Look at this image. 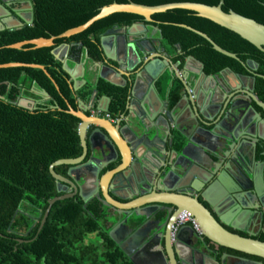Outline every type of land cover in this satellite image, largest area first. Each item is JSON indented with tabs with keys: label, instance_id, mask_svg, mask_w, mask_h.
<instances>
[{
	"label": "water",
	"instance_id": "95a60500",
	"mask_svg": "<svg viewBox=\"0 0 264 264\" xmlns=\"http://www.w3.org/2000/svg\"><path fill=\"white\" fill-rule=\"evenodd\" d=\"M223 4L224 0H219L216 6L193 2L156 6L137 4L130 0L124 4L114 2L102 7L96 16L83 25L69 29L57 37L26 40L9 45L7 48L21 49L28 45L33 49L52 47L56 38H69L86 30L94 22L115 13L139 15L145 22L153 23L152 15L181 9L191 11L198 17L208 19L236 33L259 51L264 52V25L232 10L224 12ZM28 8L32 10L30 1ZM13 12L16 25L12 26L0 17V32L18 29L23 24L32 23V13L27 19L20 14L19 9ZM177 26L206 40L214 51L239 61L235 54L219 47L206 34L183 24ZM148 29H152L149 40L156 33L159 35V41L162 40L161 32L157 27ZM121 32L122 38L117 32L108 31L100 39V46L106 61L115 62L119 68L124 66L125 73L107 64L103 66L96 64L94 69L89 68L87 72L93 78H99L116 87H128L125 114L121 118L124 124L120 126L118 122L116 127L106 118H101V114L108 112L109 98L103 96L95 105L97 91H93L87 105L79 101L80 111H67L80 121L77 131L83 153L79 158L57 160L49 166V173L55 181L59 195L47 201V208L40 221L38 232L56 202L72 198L76 194L83 202H87L94 196L104 207L114 209L117 215L124 216V219L108 231L107 235L133 264H177V259L182 261L177 250L175 248L167 250L165 246L164 251L161 239L153 232L155 228L148 231L146 227L149 225L150 214L157 211L158 205L163 204L176 209L174 216L182 211L191 213L199 225L202 236L217 246L264 260V242L255 239L256 234L247 232L248 237H243L223 227L230 226L241 230L237 226L238 219L253 211V208L244 203V199H251L250 195L262 208L264 207L256 182V171L246 157L245 148L241 147L242 140L250 142L256 139L264 142V120L252 106L249 107L252 118L247 120L246 106L239 108L235 99H217L215 88L206 85L207 81L212 82L214 86H220L225 92L220 81H226L228 76L237 79L240 83L248 82L249 87L242 86L246 92L241 90L239 94L247 96L250 102H254L264 111V103L260 102L254 94L256 78L260 77L264 80V76L257 74L259 65L252 60H247L245 63L239 61L248 75L236 74L230 69L207 75L203 71V64L188 56L184 60L182 70L178 71L179 63L171 69V61L167 58V54L161 56L156 53V49L149 40L147 41L150 50H145L135 40L126 48L125 37L135 38L138 32L147 33V27L143 24H133L128 29L123 28ZM159 47L161 52H165L160 42ZM176 48L180 49V46L176 45ZM51 53L62 64V70L67 74L73 91L82 88L86 84L84 74L88 61L87 54L81 61H76L62 56L57 48ZM115 53L122 60L111 56ZM68 62H71L73 66H69ZM15 67L40 69L50 78L45 68L40 65L0 64V69ZM165 72L170 77L167 99L174 81H178L183 88L179 100L172 109H169L167 101L160 98ZM110 74L115 79L123 81L124 85L120 86L113 82L109 77ZM31 91L44 100L49 99L46 91H37L34 86ZM198 93L201 98L197 96ZM0 99L3 98L0 96ZM93 103L98 113L88 117L83 112L86 111L85 108L92 107ZM14 104L28 111L36 108L35 101L28 98H19ZM52 108L55 109V107ZM246 123L249 129L252 128L253 133L251 136L244 132L241 138L238 134ZM89 126L94 129L86 139V130ZM122 145H125L126 150H122ZM88 146L92 151H99L101 159H94L92 164H89V161L80 165ZM110 156L113 158L108 160ZM262 156L264 157V153ZM111 162H117L118 165L100 176L101 171ZM61 165L70 166L68 177L71 180L54 171L56 166ZM83 168L87 171L82 172L83 177H79L82 183H79L80 179H74L72 173ZM262 175L260 168L259 177ZM246 183H249V187L245 186ZM86 190H90L92 194L85 197ZM159 193L169 197H156ZM198 196L213 209L217 220L199 202ZM120 201H126V203ZM130 218H133L132 222L135 224L137 219L144 218L145 221L141 227L133 231L126 225ZM184 229L194 232L192 226H183L179 229L177 237ZM0 237H2L1 234ZM145 238L146 241L143 244ZM22 242V240L19 241V243ZM220 264H225L224 260ZM237 264L262 263L242 259Z\"/></svg>",
	"mask_w": 264,
	"mask_h": 264
},
{
	"label": "trees",
	"instance_id": "16d2710c",
	"mask_svg": "<svg viewBox=\"0 0 264 264\" xmlns=\"http://www.w3.org/2000/svg\"><path fill=\"white\" fill-rule=\"evenodd\" d=\"M81 1L76 5L69 0H35L37 20L32 27L0 32V64L40 65L50 76L34 68L0 69V96L3 98L0 99V264H133L108 237L106 209L97 199L83 202L74 196L56 202L38 232L47 201L59 195L49 166L57 160L81 155L77 133L80 121L65 112L61 97L73 104L72 89L61 64L51 53L52 48L33 49L28 45L10 49L7 46L57 36L85 23L101 7L113 2L124 4L128 0ZM130 1L147 6L177 2L219 4V0ZM222 10H232L264 25V0H224ZM56 16L60 19L56 20ZM151 19L164 43L170 47L179 45L184 56H191L203 64L207 75L218 74L224 69L246 75L240 62L252 60L259 65L257 74L264 76V52L236 33L181 9L154 14ZM141 22L144 20L139 15L115 13L95 22L88 31H94L97 41L99 33L111 25L129 27ZM179 24L206 34L219 47L235 54L240 62L214 51L206 40L177 26ZM74 39L77 37L71 38ZM65 40L57 39L55 43ZM84 42L89 55L98 60L100 52L96 44ZM184 56H176L173 60H181ZM32 86L48 93L47 106L38 104L32 111L16 106L14 103L19 98L40 99L30 92ZM180 92L178 86L172 95L173 102L179 99ZM255 94L264 103V80L260 77L255 80ZM48 104H55L60 110H52ZM261 113L264 118V111ZM66 170L65 165L54 168L61 176ZM257 239L264 242V235ZM20 240L23 242L19 243ZM259 260L264 264L263 259Z\"/></svg>",
	"mask_w": 264,
	"mask_h": 264
},
{
	"label": "flooded vegetation",
	"instance_id": "af4514ba",
	"mask_svg": "<svg viewBox=\"0 0 264 264\" xmlns=\"http://www.w3.org/2000/svg\"><path fill=\"white\" fill-rule=\"evenodd\" d=\"M29 1L32 4V10H29V8H28V2ZM69 1L76 3V5L80 4L78 2H82L81 0H69ZM17 9H19L21 11L20 14L22 16H24L25 18L29 19V15L31 13H32V17H33L32 23L23 24V26L21 28H23L24 26L32 27L37 20L35 0H0V17L3 20L8 21L10 23V25H12V26L16 25L15 13L13 11L17 10ZM100 9H99V11H100ZM99 11H98V13H99ZM93 17H91V18H93ZM58 19H60V18L56 16V20H58ZM90 19H88V20H90ZM83 24H81V25H83ZM134 24H143L145 27H147V33L138 32L137 35H135V38H130L128 36L125 37L126 42H127L126 48L130 44V42L135 40L137 43L141 44V46L145 50H150V46H149L147 40H149V36L151 34L152 29H148V28L149 27H155V26H153V23H147L145 21L141 22V23H134ZM60 25H61V23H60ZM76 27H78V26H76ZM76 27H73V28H76ZM90 27H88L86 30H84L78 34L70 36L69 38H56L53 41V46L47 47V48H52V50L57 48L59 51H61L62 56L64 55V56H67L69 58H73L76 61H81L84 58V55L87 54L88 61H87V64L85 65V74H84V78L86 79V84L82 88H80L78 91H73L71 82L69 81V78L67 76L68 83L70 84L71 89H72L71 98L73 100V104L69 103L65 97H61L62 101L64 102V104L66 106L65 112H67L69 110H74L76 112L80 111L79 101H82L85 105H87L89 103V100H90V97H91L93 91H97V98L94 101L95 105L98 103V101L101 97L106 96L109 98L108 112L105 114H101V118H106L107 121H109L111 124H113L112 122H113V120H115L116 117L121 119L125 114V106H126L127 97H128V94H127L128 93V87L127 88H119V87L111 85V84H109V83H107V82H105L99 78H93L90 75V73L87 72V70L89 68L94 69V66L96 64H100L101 66H103L104 64H107L109 67H111L113 69L119 68L115 62L110 61V60L106 61L104 54H103V51H102L101 46H100V39L102 37H104L107 34V32L110 30L117 32V34L121 37V33H122L121 30L123 28L128 29L129 27L120 26L118 24L111 25L110 27H108L107 29H105L104 31L99 33V38L97 41L94 39V35H95L94 31H92V32L88 31V29ZM21 28H18V29H21ZM73 28H70V29H73ZM14 30H17V29H14ZM67 30H69V29H67ZM4 31H6V30H4ZM4 31H1V32H4ZM9 31H12V30H9ZM59 35H57V36H59ZM50 36H54V35H50ZM57 36H55V37H57ZM72 37H77V39L71 40ZM57 39H66V40L56 44L55 41ZM84 41H90V42L96 44L97 49L100 52L99 56H98V60H95L94 58H92L89 55L88 50H87V46H86ZM120 41H121V39H120ZM149 41L152 43L153 47L156 49V53L160 54L161 56H164L165 53L167 54V58H169L171 61L170 62L171 63V69L176 67V65L179 63V65L177 67V69H178L180 66H182L184 64L185 58L188 57V56H184V53L182 52L181 47H180V49H177L176 45L174 47L167 46L164 43L163 38L161 41H159V35L157 33L154 34V36ZM159 42L165 48V52L160 51L161 47H159ZM111 56L116 58V59L122 60V58L117 53L112 54ZM176 56H181V57L184 56V57L181 60L174 61L173 59ZM68 64L71 67L73 66L71 62H68ZM61 69H62V64H61ZM119 71L121 73H125V67L124 66L120 67ZM178 71H180V70L178 69ZM203 71H204V66H203ZM165 74H166V72H165ZM246 75H248V73ZM109 77L116 84H118L120 86L124 85L123 81H121L120 79H115L112 74H110ZM220 83H221L222 88L225 90V92L221 90L220 86H217V85L214 86L215 84H213V83H211V85H210V86H213L215 88L217 99H219V100L235 99V102H236V104H238L237 106L239 108L246 106L245 110L247 112V120L249 118H252V113L249 109V107L252 106L259 113L261 118L264 120L262 113H261L262 109L258 110L259 107H257L254 102H250V100L248 99L247 96H243V95L239 94V91H241V90H242L241 92H246V89H242V86H245L246 88L249 87L250 84L248 82L240 83L237 79H235L233 77H227L226 81L221 80ZM178 86L181 87V92H180V96H181L183 88L178 81H174V84L171 88L169 97H172L174 90ZM34 89H35V87H34ZM30 92H32L31 89H30ZM32 93L36 94L35 92H32ZM86 93L88 94L87 97L85 96ZM254 94H255V92H254ZM197 96L199 98H201L200 93H198ZM255 96H256V94H255ZM119 98L120 99L122 98V100H118ZM28 99L34 100L36 103L35 106H37L38 104H42L43 106H47V103L50 100V98L48 100H44V99H42V97H40L39 100H36L33 97H30ZM257 99H258V97H257ZM94 103L92 104V107L85 108L86 111L83 113L86 116H88V117L95 116L98 113L95 109ZM52 107H55V109L60 110L57 105H55V104L49 105L48 104V108L55 110ZM121 122H123V121L122 120L119 121L120 126L123 125ZM247 124L248 123L245 124L244 128H242L241 132H239V134H238V136H240L241 138L243 137L242 134L244 132L249 133L252 136L253 130H252V128L249 129L247 127ZM114 125L116 126L117 123ZM93 129H94V127H91V126L87 127L86 139H87L88 135L92 132ZM77 130H78V128H77ZM77 133H78V131H77ZM79 141H80V139H79ZM242 144L243 145H241V147L245 148L246 157L249 160L251 167L256 171V174H257L256 182H257V185L259 188V193H261V196H262V199L264 202V157L262 156V153H264V142L257 141L256 139H253L250 142L242 140ZM80 146H81V144H80ZM81 149H82V147H81ZM122 150H126L125 145H122ZM82 153H83V150L81 152V155H82ZM79 157H77V158H79ZM112 158H113V156H110V157H108V160H110ZM253 158H254V161L252 162ZM94 159H97V160L101 159V154L99 153V151H95V150L92 151L88 146L87 153H86L85 157L83 158V160L81 161L80 165L85 164L89 161H90L89 164H92L94 162L93 161ZM118 159H117V161H118ZM260 164H261V167H260ZM117 165H118L117 162L109 163L107 165V167H105L101 171L100 176L104 175L107 171L114 169ZM260 168L263 172V175L259 177ZM69 169H70V166H67L66 173L63 176L67 179H70L68 177V170ZM83 171H87V169L83 168L81 170H79V169L75 170L72 173L73 178L74 179H76V178L80 179L79 177L82 178L83 177L82 176ZM79 183H82L81 179L79 180ZM76 185H78V184H76ZM245 186L249 187V183H246ZM91 194L92 193L90 192V190L85 191V195H86L85 197L90 196ZM248 194H250V192H248ZM164 195H166V194H164ZM74 196H78V194H76ZM160 196H162L164 198L169 197V196H163L160 193L156 195V197H160ZM112 198L119 201L118 199H116L114 197H112ZM250 198H251L250 200L244 199V201H245L244 203L247 206H250L251 208H253L252 209L253 211L250 212L249 215L246 213V214H244V216H242L241 218L238 219L239 223L237 226L241 230L233 229L230 226H223V227L226 230H228L229 232L238 234V235L243 236V237H248L247 232H250L252 234H256L255 239H257V238H260L264 235V207L262 208L260 206V204H258L257 200H255L252 195H250ZM91 199H96V198L94 196H92L88 199V201ZM198 199H199V202H201L203 204V206L205 208H207L209 210V212L212 214V216L217 220V217L214 214L213 209L207 203L202 201V199L199 196H198ZM120 202L126 203V201H120ZM104 208L106 209V216H105L106 222L109 226L108 231H110L111 229L115 228L117 226V224H119L124 219V216L117 215L115 213L114 209H109L106 207H104ZM168 212H170V214H168ZM175 213H176V209L173 208L172 206L160 204V205H158L157 211L150 214L149 222H148L149 225H147L146 227H147L148 231L152 228H155L153 232H154V234L157 235L156 237H159L161 239V245H162V249L164 251H165V246H166L167 250L172 249V248H175L177 250V252L179 253V257L182 260V261H178V259H177V264H180V263L181 264H220V262H222L223 260H224L225 264H237L242 259L251 260L253 262H261L263 264V262L261 260H259L260 258L257 259V257L245 255V254H242L240 252H236V251H233L230 249H226V248L217 246L216 244H214L213 242L209 241L208 239H206L202 236L200 228H199L200 232H197L196 230H194V232H192L189 229H184V231H182L180 236L177 237L178 231L181 227L178 229L177 232H175L173 234L172 228H173V224L175 222V219L177 217V214L174 216ZM132 219L133 218H130L127 221L126 225H128V227L131 228L133 231H135L136 229L141 227V225H143V223L145 221L144 218L137 219V224H135L134 222H132ZM184 226H187V225H184ZM155 230H158V231L155 232ZM257 240H259V239H257ZM145 241H146V238L143 240V244L145 243ZM166 259L168 260L167 256H166Z\"/></svg>",
	"mask_w": 264,
	"mask_h": 264
},
{
	"label": "built area",
	"instance_id": "2783aa9c",
	"mask_svg": "<svg viewBox=\"0 0 264 264\" xmlns=\"http://www.w3.org/2000/svg\"><path fill=\"white\" fill-rule=\"evenodd\" d=\"M184 225H190L194 230L200 232L197 221L192 217L191 213L187 211H182L177 215L172 228L173 234Z\"/></svg>",
	"mask_w": 264,
	"mask_h": 264
},
{
	"label": "crops",
	"instance_id": "0c3cea01",
	"mask_svg": "<svg viewBox=\"0 0 264 264\" xmlns=\"http://www.w3.org/2000/svg\"><path fill=\"white\" fill-rule=\"evenodd\" d=\"M182 67H183V65L180 66L178 69L181 71V70H182ZM164 77H165V79H164V81H163V83H162V88H161V92H160V98H161L162 100H164V101H167V102H168V107H169V109H172V108L175 106L176 102H177L179 99H178L177 101H175V102H173L172 97H169V98L167 99L166 93H167V87H168V84H169V82H170V77H169V74H168L167 72H166V74H164ZM228 77H230V76H228ZM211 83H212V82L207 81V82H206V85H211ZM120 120H121L120 118L116 117L115 120H113L112 123H113V124H116V123H118ZM121 123L124 124L123 122H121Z\"/></svg>",
	"mask_w": 264,
	"mask_h": 264
}]
</instances>
